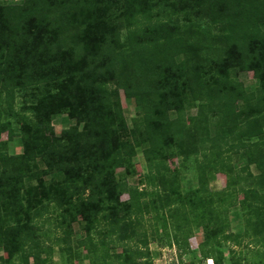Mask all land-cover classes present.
<instances>
[{
  "label": "trees",
  "instance_id": "1",
  "mask_svg": "<svg viewBox=\"0 0 264 264\" xmlns=\"http://www.w3.org/2000/svg\"><path fill=\"white\" fill-rule=\"evenodd\" d=\"M117 14L124 21L123 40V26L113 19ZM248 71L258 94L246 92L239 79ZM120 91L140 107L143 130L136 124L129 131ZM0 95L8 117L20 124L12 127L0 109V138L6 132L23 145L21 154L11 155L0 140V247L9 264L18 253L25 263L28 257L39 260L37 230L55 208L64 237L70 238L72 222H83L80 244L87 243L91 254L105 239L121 247L117 254L104 251L103 264H150L143 224L150 212L142 209L146 190L115 175L118 167L129 170L136 153L129 138H137L136 131L147 143L142 152L147 181L159 199L154 217L180 218L173 221V244L179 242L176 232L184 230L181 220H190L185 206L172 208L174 194L190 206L191 219L203 223L205 244L224 231L208 235L213 200L203 197L207 185L184 196L168 188V160L192 152L202 158L195 156L199 179L206 167L224 174L226 196L220 202L255 216L247 222L264 236V0L0 3ZM187 95L198 102L197 114L188 119ZM61 113L75 124L56 135L51 116ZM211 114L221 120L214 134ZM230 154L245 164L234 167ZM35 158L44 164L42 173L61 172L63 179L46 185L28 165ZM10 215L13 224L6 223ZM66 253L72 264L73 252Z\"/></svg>",
  "mask_w": 264,
  "mask_h": 264
},
{
  "label": "rangeland",
  "instance_id": "2",
  "mask_svg": "<svg viewBox=\"0 0 264 264\" xmlns=\"http://www.w3.org/2000/svg\"><path fill=\"white\" fill-rule=\"evenodd\" d=\"M23 0H0V3H21ZM114 22L118 24L120 22L121 38L123 40L125 36L124 21L119 18V15L113 16ZM186 55H179L177 60H182ZM239 79L243 82L246 92L254 94L260 93L258 82L254 77L252 71L239 73ZM16 108L22 104L20 92L17 91ZM3 95H0V109L4 114V119H10L12 127H19L20 124H16V121L12 117H8L7 110L5 108V102H3ZM120 99L122 110L128 125L129 131L135 128L136 124L139 125L140 130H143L141 119V109L137 106L133 98L126 96L123 91H120ZM241 106V103H239ZM198 102L193 101L190 95H187L185 99V115L186 119L191 116H195L198 112ZM22 113V112H20ZM170 117H175V112L170 111ZM220 115L211 114L208 117V126L212 134L220 126ZM51 124L56 135H61L65 129L70 128L75 124L74 119H70L65 113L52 115ZM136 136L131 135L129 138L135 146V156L130 160V167L127 171L125 166L118 167L115 171L116 178H126L129 184L137 185L140 188L146 190L147 204H143V211H149L145 214L143 219L144 230L148 235V254L150 264H206L207 259L218 258L220 264H230L233 260H243L251 264H264V242L263 234H259L252 228V221L249 223L247 219L250 217L249 213L240 206L230 207L227 202H220V198L226 196L224 192L226 177L222 173H215L206 167L204 170V178L199 179V172L195 164L196 154L187 153L185 156L170 157L168 160L171 171L168 172L167 178L172 180L171 185L168 184L169 190L176 189L178 194L185 195L189 190L199 188L201 184L207 185L208 193L204 192V198L207 195L212 196V216L213 221L209 224L207 230L208 235L213 232L216 233L223 227V232H218V235L209 239L210 244H205L207 241V235L205 234V228L203 223L199 220H192L190 206L182 200H179L180 196L174 194L170 200L172 208L181 206L186 207L187 216L190 217L188 223H183L184 230L178 233L179 242L175 245V230L173 221L180 219L174 217V219L168 217L166 214L154 217V205L159 203V199L155 198V192L147 181V171L145 160L143 157V150L147 146V143L141 142V136L136 131ZM0 140L5 141V146L2 148L8 152V154L16 155L23 152V145L20 137L13 136L8 139L6 132H3ZM198 148V147H197ZM231 162L234 167L242 166L246 160L240 159L237 155L230 154ZM199 160L201 155L197 153ZM30 169L38 174L44 180L46 185L56 183L63 179L61 172H54L50 174L42 173L45 168L43 162L35 158L28 163ZM253 171L255 169L253 168ZM169 193V192H167ZM123 200L127 199V194H123L121 197ZM238 198H241L238 197ZM51 208H55L53 203ZM54 213L50 215L48 221L42 223L41 228L37 230L40 240V253L39 260L28 257V263L23 260V255L18 253L10 260L12 264H70L67 255V249L73 252L72 264H103L102 256L103 252L107 251L108 254H117L122 251L120 246H115L112 243H108L105 239V245L98 244L96 251L91 254L88 251L87 243L80 244V241L84 239L85 233L83 230V222L79 219L71 223V235L70 238L64 237L63 228L57 225V220L60 217V209L55 208ZM255 216H252L254 220ZM58 218V219H57ZM208 217H206L207 219ZM7 224H13V215H10L5 219ZM102 225V223H101ZM264 233V232H263ZM229 234V235H228ZM225 236H229L226 238ZM98 237V236H96ZM99 241L102 238H99ZM185 239V240H183ZM173 244V245H172ZM211 248V251H209ZM27 253V251H26ZM109 260V259H108ZM0 264H9L8 255L3 247H0ZM108 264L112 263L110 260ZM215 264V263H214Z\"/></svg>",
  "mask_w": 264,
  "mask_h": 264
},
{
  "label": "built area",
  "instance_id": "3",
  "mask_svg": "<svg viewBox=\"0 0 264 264\" xmlns=\"http://www.w3.org/2000/svg\"><path fill=\"white\" fill-rule=\"evenodd\" d=\"M178 264V263H177ZM206 264H214L213 259H207Z\"/></svg>",
  "mask_w": 264,
  "mask_h": 264
}]
</instances>
